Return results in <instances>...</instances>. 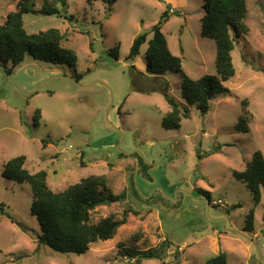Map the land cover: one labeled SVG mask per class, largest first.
<instances>
[{
    "label": "rangeland",
    "instance_id": "374dc122",
    "mask_svg": "<svg viewBox=\"0 0 264 264\" xmlns=\"http://www.w3.org/2000/svg\"><path fill=\"white\" fill-rule=\"evenodd\" d=\"M18 1L0 0V23ZM202 3L116 0L109 15L101 1L67 0L72 21L23 15L29 32L54 28L64 34L62 45L76 52L77 63L53 65L28 55L11 73L0 67V203L14 217L0 214V264H125L120 244L146 249L165 239L171 242L167 264H204L219 250L227 252L226 264H264V195L254 207L231 174L255 151L264 154V0H246L249 32L232 52L236 73L225 83L230 95L214 97L205 114L188 105L190 117L177 129L161 121L169 110L164 92L185 103L179 74L148 71L147 44L127 58L133 40L143 32L150 39L152 25L168 10L162 32L183 70L193 79L215 74V43L201 34ZM40 4L36 0V8ZM242 100L250 133L235 128ZM18 155L26 156L29 171L44 169L54 191L89 175H105L112 193L126 191L123 202L98 206L94 221L110 214L121 220L128 207L138 213L130 211L111 239L90 244L84 254L55 251L39 239L29 184L2 175L3 164ZM251 208L255 229L246 233L257 246L227 230L243 231Z\"/></svg>",
    "mask_w": 264,
    "mask_h": 264
},
{
    "label": "trees",
    "instance_id": "16d2710c",
    "mask_svg": "<svg viewBox=\"0 0 264 264\" xmlns=\"http://www.w3.org/2000/svg\"><path fill=\"white\" fill-rule=\"evenodd\" d=\"M87 1L88 3L101 1L109 15L116 2V0ZM40 3V7L36 8V0H19L17 9L9 12L4 22L0 23V67L7 73H11L28 55L53 65H68L75 68L77 54L73 49L62 45L64 34L54 28L29 32L24 26L23 19L24 14L40 13L64 16L72 21L74 16L66 15L67 0H40ZM202 7L204 15L201 34L211 38L215 43V74H205L193 79L183 70L181 58L171 52L168 40L162 32V26L169 18L168 10L152 25V37L148 39L147 32L141 33L133 40L129 49L127 58L133 60L140 54L141 47L147 44L145 57L148 71L161 75L167 71H174L180 76L181 95L186 104L164 92L169 105V110L161 121L165 129H177L184 118L190 117L188 105L196 106L201 114H205L210 110L214 97L230 95L225 83L236 73L232 52L236 41L249 32L245 22L247 3L246 0H203ZM92 46L93 42L90 43V48ZM76 76L79 78L81 74ZM77 78L75 79L78 80ZM241 104L242 113L235 128L250 133L251 115L246 108L247 101L242 100ZM36 113L40 117V110H36ZM47 141L43 140L44 145L48 143ZM25 161V155L10 158L3 164L2 175L16 182L29 184L33 194L31 214L37 218L41 229L39 239L55 251L84 254L89 250L90 244L111 239L114 227L119 223H125L130 211L138 213L128 207L124 210L121 220H116L114 215L110 214L94 221L92 214L98 206L123 202L127 198L126 191L112 193L107 186L105 175H89L61 191H54L47 183L46 171L41 169L31 172L25 167ZM231 174L235 180L245 185L254 207L257 206L264 195V154L260 150L255 151L251 159L245 160L242 170H232ZM200 191L211 198L208 191ZM0 214L14 220V217L5 210L3 203H0ZM254 221L255 210L251 208L245 214L242 230L253 233ZM170 245L168 239L146 249L120 244L118 256L126 259L125 264H142L145 259H157L160 264H167L165 258ZM227 257L225 250H219L204 264H226Z\"/></svg>",
    "mask_w": 264,
    "mask_h": 264
},
{
    "label": "water",
    "instance_id": "95a60500",
    "mask_svg": "<svg viewBox=\"0 0 264 264\" xmlns=\"http://www.w3.org/2000/svg\"><path fill=\"white\" fill-rule=\"evenodd\" d=\"M75 80V79H74ZM76 82V81H75ZM79 86L83 87L85 85H89V84H79L77 83ZM116 228V226L114 227V229ZM229 231H232V232H235V233H238L242 236H244L245 238H247L254 246H257L255 241L253 240V238L251 236H249L246 232H243V231H237L235 229H227Z\"/></svg>",
    "mask_w": 264,
    "mask_h": 264
},
{
    "label": "crops",
    "instance_id": "0c3cea01",
    "mask_svg": "<svg viewBox=\"0 0 264 264\" xmlns=\"http://www.w3.org/2000/svg\"><path fill=\"white\" fill-rule=\"evenodd\" d=\"M233 229H235V230H237V231H239L238 229H236V228H233ZM250 236V235H249Z\"/></svg>",
    "mask_w": 264,
    "mask_h": 264
}]
</instances>
